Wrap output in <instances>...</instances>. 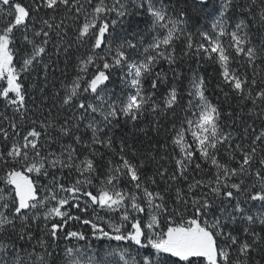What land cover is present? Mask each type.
Segmentation results:
<instances>
[{
    "label": "snow or ice",
    "instance_id": "6c2138e0",
    "mask_svg": "<svg viewBox=\"0 0 264 264\" xmlns=\"http://www.w3.org/2000/svg\"><path fill=\"white\" fill-rule=\"evenodd\" d=\"M0 102V264H264V0H0Z\"/></svg>",
    "mask_w": 264,
    "mask_h": 264
},
{
    "label": "trees",
    "instance_id": "16d2710c",
    "mask_svg": "<svg viewBox=\"0 0 264 264\" xmlns=\"http://www.w3.org/2000/svg\"><path fill=\"white\" fill-rule=\"evenodd\" d=\"M75 61H70L68 63V65L65 67V65L63 64V62L60 64V68L65 69V72L62 74L59 70L54 74L55 75V80L51 81L49 83V87L46 90L48 93H51L53 91V88H59L61 81L67 82L70 81L74 74H75V68L73 67ZM201 71L206 75L209 76L212 79V82L215 83L216 82V77H217V73H218V68L214 65L211 64H205L203 66V68L201 69ZM185 72L187 73V68H185ZM37 86H39L40 81L37 80L36 81ZM187 81L185 80V85H186ZM33 77L29 76L28 79H26L25 81V86L28 89L29 93L31 96H35L37 98V100H39V93L37 91L36 87H33ZM161 91H163V89H161ZM29 103V105L32 104V100L29 99L27 101ZM2 103V102H0ZM49 104L52 103V100L50 99L48 101ZM178 114H179V110H178ZM140 140H143L144 138L142 136L139 137ZM147 142H145L146 144ZM137 146L138 147H143L145 145H141L139 143V141H137Z\"/></svg>",
    "mask_w": 264,
    "mask_h": 264
}]
</instances>
